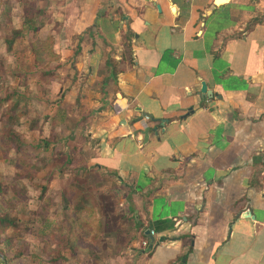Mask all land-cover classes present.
<instances>
[{
    "label": "crops",
    "instance_id": "0c3cea01",
    "mask_svg": "<svg viewBox=\"0 0 264 264\" xmlns=\"http://www.w3.org/2000/svg\"><path fill=\"white\" fill-rule=\"evenodd\" d=\"M34 5L83 59L87 168L132 219L112 264H264V0Z\"/></svg>",
    "mask_w": 264,
    "mask_h": 264
},
{
    "label": "rangeland",
    "instance_id": "374dc122",
    "mask_svg": "<svg viewBox=\"0 0 264 264\" xmlns=\"http://www.w3.org/2000/svg\"><path fill=\"white\" fill-rule=\"evenodd\" d=\"M32 14L34 25H38L35 48L41 52L36 61L31 51L15 48L33 38L31 29L16 38L18 43L15 41L12 49L5 45L12 29H24L23 19ZM42 23H47L46 16L35 12L33 5L25 10L21 2L0 0V205L13 209L15 222L0 231L5 251V255L0 253V264H112L131 245L126 226L132 217L128 221V206L116 195L123 190L111 188L108 178L101 179L107 174L97 175L87 168L82 147L85 127L77 122L82 109L74 108L87 89L86 69L77 68L83 59L72 51L70 40L61 48H49L50 29ZM43 71L55 74L47 78ZM89 107L88 103L84 111ZM71 108L73 114L66 122L65 113ZM53 112L55 119L64 120L56 124ZM65 201L71 207L80 204L92 211L98 220L96 229L89 228L93 234L88 236V229L87 234L82 229L54 236L52 231L69 227L72 211L64 210Z\"/></svg>",
    "mask_w": 264,
    "mask_h": 264
},
{
    "label": "trees",
    "instance_id": "16d2710c",
    "mask_svg": "<svg viewBox=\"0 0 264 264\" xmlns=\"http://www.w3.org/2000/svg\"><path fill=\"white\" fill-rule=\"evenodd\" d=\"M17 2H21L22 4V7L27 10L28 7H31L32 5L34 6V11L36 12L35 10V5H34V2L32 0H15ZM5 14L8 15V11H5ZM33 17V14L29 17H25L23 19V24L25 25L24 26V29L23 28H14L12 29V36L5 39V45L7 46L8 49H12V45L14 44V42L17 41L18 38H22L24 37L26 34V31H28L29 29H31L33 35H32V39H29L26 43H23V45L21 44H17V46L15 47L16 50H18L17 48H21V50H29L31 51L32 53H34V60H39V57H40V50L36 47L35 48V43H36V33L38 31V27L34 25L33 21H32V18ZM35 37V38H34ZM17 38V39H16ZM42 51V50H41ZM53 73V74H52ZM42 76L43 77H53L54 76V72H51V71H43L42 73ZM5 100H8V97L5 98ZM10 103V102H9ZM14 105L15 103H10V105ZM12 111V107H10V111L7 113L6 117L9 116L8 114ZM65 118V117H64ZM64 118L62 117L61 119H59L61 122L62 120H64ZM58 119H55V116L53 117V121L56 122V124L58 122H60ZM11 134L14 135L15 137L17 138H21V135L14 132L13 130H11ZM10 141L11 140V137L9 136L8 137ZM18 149V147H17ZM22 150V149H21ZM42 190L45 191L46 190V187L45 186H42ZM71 209V210H70ZM64 210L67 211H72V215L68 217V222H69V227H60V229L57 228V232L55 233L54 231H52L53 234H55L54 236H60L62 234H65L66 230H69V234L73 233L74 231H78V232H81L82 229H84V231H82V233H86L87 234V229H88V236L90 234H93V231L91 232L89 230L90 227H93V229H96L97 228V225H98V220L93 216V213L92 211H88L87 209H84L83 206H81L80 204H77L75 207H71L70 206V203L65 201V204H64ZM65 219V218H64ZM66 220V219H65ZM14 216H13V209H11L10 207L6 206V207H2L0 205V231L2 230H5L9 227H12L14 225ZM53 228L55 226H52ZM74 232V233H75ZM67 237V236H66ZM62 240H65V239H62ZM60 244H62V242H60L58 245H57V248H56V251L60 250ZM0 253H2L3 255H5V251H4V247H3V241L2 239H0Z\"/></svg>",
    "mask_w": 264,
    "mask_h": 264
},
{
    "label": "water",
    "instance_id": "95a60500",
    "mask_svg": "<svg viewBox=\"0 0 264 264\" xmlns=\"http://www.w3.org/2000/svg\"><path fill=\"white\" fill-rule=\"evenodd\" d=\"M200 91H201L202 93L207 94V95L210 94V93L207 91L204 82H201V88H200ZM147 116H149V115H147ZM164 122H166V119H164ZM148 131H149V129H146L145 131H143L144 139L147 138ZM246 217H247V218H251V219H253V215H251V213H247ZM145 233H146L147 235H149L151 241L153 242V241H154V237L151 236V235L149 234L150 231L147 229V230L145 231ZM158 240H159V242L162 241V240H163V237H159Z\"/></svg>",
    "mask_w": 264,
    "mask_h": 264
},
{
    "label": "built area",
    "instance_id": "2783aa9c",
    "mask_svg": "<svg viewBox=\"0 0 264 264\" xmlns=\"http://www.w3.org/2000/svg\"><path fill=\"white\" fill-rule=\"evenodd\" d=\"M152 235H154L153 231L150 232Z\"/></svg>",
    "mask_w": 264,
    "mask_h": 264
}]
</instances>
